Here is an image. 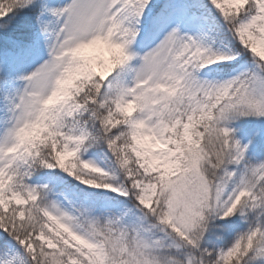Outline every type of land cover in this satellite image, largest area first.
Masks as SVG:
<instances>
[{
    "label": "snow or ice",
    "instance_id": "obj_1",
    "mask_svg": "<svg viewBox=\"0 0 264 264\" xmlns=\"http://www.w3.org/2000/svg\"><path fill=\"white\" fill-rule=\"evenodd\" d=\"M0 264H264V0H0Z\"/></svg>",
    "mask_w": 264,
    "mask_h": 264
},
{
    "label": "rangeland",
    "instance_id": "obj_2",
    "mask_svg": "<svg viewBox=\"0 0 264 264\" xmlns=\"http://www.w3.org/2000/svg\"><path fill=\"white\" fill-rule=\"evenodd\" d=\"M58 3H63L65 0H57Z\"/></svg>",
    "mask_w": 264,
    "mask_h": 264
}]
</instances>
